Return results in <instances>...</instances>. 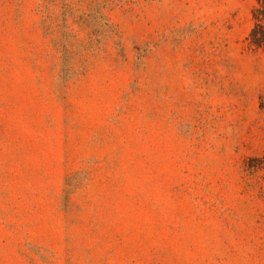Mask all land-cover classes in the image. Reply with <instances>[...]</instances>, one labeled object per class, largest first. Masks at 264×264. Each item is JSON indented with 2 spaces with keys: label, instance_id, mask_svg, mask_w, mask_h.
<instances>
[{
  "label": "rangeland",
  "instance_id": "rangeland-1",
  "mask_svg": "<svg viewBox=\"0 0 264 264\" xmlns=\"http://www.w3.org/2000/svg\"><path fill=\"white\" fill-rule=\"evenodd\" d=\"M254 4L0 0V264H264Z\"/></svg>",
  "mask_w": 264,
  "mask_h": 264
},
{
  "label": "trees",
  "instance_id": "trees-1",
  "mask_svg": "<svg viewBox=\"0 0 264 264\" xmlns=\"http://www.w3.org/2000/svg\"><path fill=\"white\" fill-rule=\"evenodd\" d=\"M252 20L253 25L246 38L248 45L256 50H264V0H255L252 9ZM259 158L256 157L253 160H258ZM250 166L256 165L250 163ZM256 167L261 168L263 166L258 165Z\"/></svg>",
  "mask_w": 264,
  "mask_h": 264
}]
</instances>
